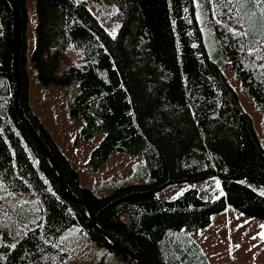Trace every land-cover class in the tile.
<instances>
[{
    "label": "trees",
    "instance_id": "16d2710c",
    "mask_svg": "<svg viewBox=\"0 0 264 264\" xmlns=\"http://www.w3.org/2000/svg\"><path fill=\"white\" fill-rule=\"evenodd\" d=\"M87 3L99 5V15ZM195 5L34 1L37 80L74 82L68 114L83 122L77 138L102 135L85 168L97 171L119 151L142 155L148 171L147 182L97 195L79 184L29 104L27 0H0V264H70L58 237L74 224L125 264H209L192 234L212 215L228 225L232 217L221 212L231 205L264 221V195L251 185H264V145L222 71L234 70L264 117V14L255 0H198L224 58L212 60ZM111 23L118 25L114 34ZM210 177L222 189L213 199L196 187L173 198L158 195L170 184Z\"/></svg>",
    "mask_w": 264,
    "mask_h": 264
},
{
    "label": "rangeland",
    "instance_id": "374dc122",
    "mask_svg": "<svg viewBox=\"0 0 264 264\" xmlns=\"http://www.w3.org/2000/svg\"><path fill=\"white\" fill-rule=\"evenodd\" d=\"M35 0H27L28 32H27V68L29 75V104L38 117L50 131L60 150L70 160L72 167L78 173L79 184L89 187L95 194L100 195L112 190L117 185L131 182H147L150 180L148 171L144 167L143 156L131 157L124 152L113 151L97 171H88L85 162L90 151L97 145L101 134H97L88 141L77 138V132L82 125V120L73 118L68 114V106L76 93L74 82L65 85L41 84L36 77L35 69L31 61V52L36 39ZM89 10L94 15H99L96 10L99 5L87 3ZM197 12L201 13L198 4ZM200 24L202 38L209 58L217 60L223 56L219 53V42L212 30L207 27L206 21L197 18ZM107 29L111 34L117 30V24L111 23ZM114 29V33H113ZM222 71L235 90L243 109L250 115L254 128L264 145V117L255 105L251 96L243 90L234 70L227 65L222 66ZM216 177H210L197 182H181L166 186L158 195L164 198H173L187 187H196L199 196L204 199H213L222 193L221 185L217 187ZM253 188L264 192V185L251 184ZM225 218L232 217L227 222L213 218L211 224L196 234L193 238L199 243L206 255L209 264H264V238L259 235L264 229V221L242 213L236 208L222 212ZM217 219V220H215ZM61 247L70 251L72 261L70 264H125L104 246L92 244L79 231L74 224L64 230L58 237Z\"/></svg>",
    "mask_w": 264,
    "mask_h": 264
},
{
    "label": "snow or ice",
    "instance_id": "6c2138e0",
    "mask_svg": "<svg viewBox=\"0 0 264 264\" xmlns=\"http://www.w3.org/2000/svg\"><path fill=\"white\" fill-rule=\"evenodd\" d=\"M221 2H223V0H221ZM256 4L258 6L261 7V12L262 14H264V0H255ZM208 3L211 4L212 0H208ZM193 4H198V0H193ZM229 8V11H232V6L231 4L226 5ZM113 7H115L113 5ZM91 10V9H90ZM116 11H119V9H116ZM201 13L197 12V18H200ZM241 23L243 21H240ZM219 23V22H218ZM118 26V25H117ZM230 31L233 33V35H237L239 33V30L237 28H231ZM113 33H114V29H113ZM262 43H264V40L261 41ZM249 52H254L256 51L255 49L249 48L248 49ZM217 183V187H219V181H216ZM261 195H264V192L260 193ZM261 228L264 229V225H261ZM259 235H261L262 238H264V231H262L261 233H259ZM10 247H15V243H13L12 245H10Z\"/></svg>",
    "mask_w": 264,
    "mask_h": 264
},
{
    "label": "water",
    "instance_id": "95a60500",
    "mask_svg": "<svg viewBox=\"0 0 264 264\" xmlns=\"http://www.w3.org/2000/svg\"><path fill=\"white\" fill-rule=\"evenodd\" d=\"M39 141V140H38ZM40 142V141H39ZM40 144H41V142H40ZM41 146H42V148H43V150H45V147L41 144ZM51 158V161L53 162V164H54V167L59 171V168H58V166H57V164L54 162V160H53V158L52 157H50ZM59 176H60V173H59ZM106 234V233H105ZM114 245H116L115 243H114Z\"/></svg>",
    "mask_w": 264,
    "mask_h": 264
},
{
    "label": "crops",
    "instance_id": "0c3cea01",
    "mask_svg": "<svg viewBox=\"0 0 264 264\" xmlns=\"http://www.w3.org/2000/svg\"><path fill=\"white\" fill-rule=\"evenodd\" d=\"M222 216H223V215H222ZM218 217H219L218 215H212V219H213V218H217V219H221V218H222V217H221V218H218ZM217 219H215V220H217Z\"/></svg>",
    "mask_w": 264,
    "mask_h": 264
},
{
    "label": "bare ground",
    "instance_id": "6f19581e",
    "mask_svg": "<svg viewBox=\"0 0 264 264\" xmlns=\"http://www.w3.org/2000/svg\"><path fill=\"white\" fill-rule=\"evenodd\" d=\"M204 8V7H203ZM227 8V7H226ZM213 12V11H212ZM205 13V15H206V12H204ZM207 16V15H206Z\"/></svg>",
    "mask_w": 264,
    "mask_h": 264
}]
</instances>
